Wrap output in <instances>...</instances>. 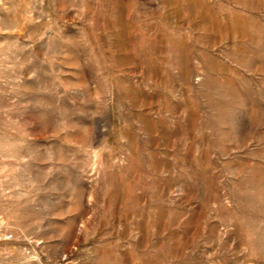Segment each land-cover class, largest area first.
<instances>
[{
	"label": "rangeland",
	"instance_id": "obj_1",
	"mask_svg": "<svg viewBox=\"0 0 264 264\" xmlns=\"http://www.w3.org/2000/svg\"><path fill=\"white\" fill-rule=\"evenodd\" d=\"M0 264H264V0H0Z\"/></svg>",
	"mask_w": 264,
	"mask_h": 264
}]
</instances>
